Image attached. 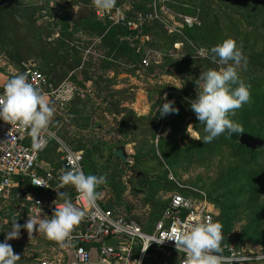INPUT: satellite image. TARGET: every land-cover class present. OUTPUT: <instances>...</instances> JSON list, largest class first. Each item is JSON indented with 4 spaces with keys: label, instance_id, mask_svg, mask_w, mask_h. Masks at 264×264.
I'll return each mask as SVG.
<instances>
[{
    "label": "rangeland",
    "instance_id": "rangeland-1",
    "mask_svg": "<svg viewBox=\"0 0 264 264\" xmlns=\"http://www.w3.org/2000/svg\"><path fill=\"white\" fill-rule=\"evenodd\" d=\"M48 1L55 15L69 18L80 5V0ZM92 1L94 12L101 11ZM15 7L19 19L7 13L0 24V78L5 82L23 69L12 60L8 43L25 58V65L49 75L39 89L54 110L50 124L55 123L56 129L49 128L72 150L79 142L97 149L85 162L84 172L106 177L107 183L97 191L100 203L120 198L147 229L160 206L179 192L195 208L211 214L212 222H225L233 243L248 252L264 253V149L252 156L223 135L204 144L195 138H203L204 125L190 108L196 96L194 81L201 71L220 67L201 53L234 39L247 57L246 69L238 71L240 79L250 85L251 101L229 118L243 131L264 138V99L259 95L264 93V0H123L119 5L115 0L111 9L121 7L129 13L135 30L147 27L138 47L141 66L148 71L136 69L123 55H110L94 30L73 29L63 34L61 23L48 9L32 25L18 4ZM74 61L92 78L84 86L72 79L68 63ZM74 97L81 98L82 110L70 116ZM164 101H174L178 113L161 116L158 108ZM59 141L50 143L62 159ZM117 146L126 147L127 159L115 155ZM63 191L71 198L69 187L59 192ZM27 194L39 195L33 188L10 190L0 201V242L14 219L20 225L29 218L48 219L30 214ZM43 195L63 201L55 193ZM7 242L20 257L16 264L71 261L61 253L64 248L59 243L37 232L35 226L30 235L22 227L19 237ZM164 253L171 256L173 252ZM149 259L146 264L159 261L154 253Z\"/></svg>",
    "mask_w": 264,
    "mask_h": 264
},
{
    "label": "clouds",
    "instance_id": "clouds-1",
    "mask_svg": "<svg viewBox=\"0 0 264 264\" xmlns=\"http://www.w3.org/2000/svg\"><path fill=\"white\" fill-rule=\"evenodd\" d=\"M93 3L107 11L114 6L115 0H93ZM201 55L210 57L220 66L218 69L201 71L194 81L196 96L190 101L192 112L204 125L203 138H195L206 144L222 134L231 137L243 132L241 125L229 117L250 103L251 91L250 85L240 79L238 71L241 68L246 69L247 57L234 39H225ZM175 86L181 88L183 84ZM3 87V93L0 94V120L12 126L19 125L22 129H30L33 135L48 132L49 136H52L49 125L54 110L43 98L40 90L28 82L26 74L13 75ZM158 110L161 116L178 113L174 101H164ZM34 147L39 148V145ZM32 183L48 187L42 180L34 179ZM106 183L104 175L85 174L82 168L76 165L74 170L66 171L60 176L59 188L71 185L89 206L94 207L99 195L96 190ZM57 196L63 198V202L57 206L56 200L54 201L56 207L50 219L36 221L29 218L23 225L17 223V219L12 221L5 240L0 242V264H16L20 259L7 241L18 238L22 227L30 235L35 226L37 232L61 246L70 240L73 228L81 221L84 213L72 203L66 192L58 191ZM165 238L174 241L176 249L188 256L189 264H224L221 255V241L224 237L222 224L218 222H192L163 238H150V243L155 241L162 244Z\"/></svg>",
    "mask_w": 264,
    "mask_h": 264
},
{
    "label": "built area",
    "instance_id": "built-area-1",
    "mask_svg": "<svg viewBox=\"0 0 264 264\" xmlns=\"http://www.w3.org/2000/svg\"><path fill=\"white\" fill-rule=\"evenodd\" d=\"M101 12L105 18L135 30L134 22L127 18L128 15L121 7L107 11L97 10V16L101 15ZM24 74L28 82L37 89H41L47 83L46 77L38 69L28 67ZM3 90L4 88H0V94ZM49 131L52 136H49L48 132L33 135L30 129H22L19 125L12 126L0 120V198H7L15 182L24 178L29 180L34 189L49 194H57L60 191V177H55L51 171L45 174L39 173V167H42L38 163L40 153L50 141H59L50 128ZM37 144L39 148L34 147ZM60 145L63 152L62 160L67 171L74 170L76 165L84 171L82 151L72 150L63 142H60ZM34 179L42 180L48 187L33 184ZM25 199L29 201V212L35 218L46 211L50 219L56 207L54 201L56 200L57 206L63 202L57 197L46 198L43 194L38 196L27 194ZM71 201L84 213L81 221L73 228L70 240L65 243L74 252L72 264H144L150 250L177 252L181 255L180 264H189L188 256L176 249L174 241L165 238L162 244H158L155 241L150 243V238H163L170 233L178 232L192 222L213 220L205 209L195 208L192 200L179 192L172 194L162 218L155 223L150 232L145 231L135 220L103 208L98 197L95 206H89L75 188ZM113 237L118 240L117 249L104 244L106 239ZM148 244L149 247L144 250ZM221 247L224 264H246L254 261L264 264V253L248 252L244 248H235L226 243H221ZM92 249L97 252L96 258L92 256ZM42 264L51 263L44 261Z\"/></svg>",
    "mask_w": 264,
    "mask_h": 264
},
{
    "label": "trees",
    "instance_id": "trees-1",
    "mask_svg": "<svg viewBox=\"0 0 264 264\" xmlns=\"http://www.w3.org/2000/svg\"><path fill=\"white\" fill-rule=\"evenodd\" d=\"M76 1H78V0H72V2H76ZM90 1L91 0H80L79 1L80 5H79V8H78L76 14L74 15L73 18H69V17L65 16L64 14H62L60 16L57 14L55 15V13L52 12L51 7L49 6L48 0H43V3H41V0H0V24L2 23L4 15L7 13L10 14L11 16H16L19 19L18 11L16 10L17 8L15 7L17 4L20 7V10H22L23 13L28 16L27 18L32 25H36V21L38 18L41 17V15H42L41 13L43 12V10L48 9L49 11H51L54 14V15L52 14L53 15L52 17H54V20H55V18H57V21L59 23H61V32L63 34L70 33V32H72L73 29L87 28L90 30H94L98 34L101 42L106 47H108V52L110 55H113L116 57L118 55H123L126 58L131 59L132 64H134L136 66V69L142 68L143 70L148 71L149 69L147 67L145 68L144 66H141V62H142L141 53L142 52H141L140 48L138 47L139 42H140V36L146 31L147 27L145 26L142 29L131 30L128 28V26L120 24V23H115L112 20H110L109 18H100L99 16H97L96 12H94V9L91 6L92 3H90ZM116 1H117V4L119 5L122 3L123 0H116ZM15 3H16V5H15ZM127 14L130 15L129 13H127ZM22 17H24L23 14H22ZM0 37H1V30H0ZM7 48H8L9 54L12 57V60L14 61V63L16 65L23 66L22 67L23 68L22 73L24 74L25 70L29 67L28 65H25V63H23L25 58L22 55H20V53L18 52V49L15 46H13V44L8 43ZM68 64L70 65L69 68L73 71V76H72L73 80H75V79L79 80V82L83 86L86 85L87 82L92 80V78H90L88 76V74L85 70H80V62L79 61H74V62H71ZM30 67L35 68V69L37 68L36 66H30ZM37 69L44 74V76L46 77V80H47L49 75L44 73L40 68H37ZM11 77H9L8 79H10ZM7 80L5 82H3L2 84H0V88H4L3 86L7 82ZM48 81H49V79L47 80V82ZM259 95H261L262 99H264V93H260ZM81 105H82L81 98H78V97L75 98L74 97V103H72V105L69 106L68 114L70 116H72L73 114H77V113L81 112V110H82ZM117 114L119 115V112H117ZM49 126L53 129H56L55 123L50 124ZM243 132H245V131H243ZM243 132H241V133H243ZM246 133L261 137L259 135H256V134H253L250 132H246ZM240 134L239 135L233 134V136H231V137H228L224 134H222V135L227 137L230 140L237 141L239 144V147H244L247 150H249V152L251 153L252 156H256V155L261 153V150L264 149V146H262L261 148L256 149V150H251L250 148H247L246 146L242 145L239 142ZM261 138H263V137H261ZM52 145L49 142L47 147L45 148V150H43L39 155V160H38L39 165H40V163H45L47 165V166L40 165L42 167H39V173L45 174L48 171H51L55 177H60L64 172L67 171V168L65 166L64 161L61 158H59L58 152H56L57 150H56L55 144L53 146ZM117 147H119V146H117ZM116 148H115V155H117L116 154ZM74 150L75 151H82V153H83V165H84L85 162H88L90 156L97 149L95 147L85 148V147H83V143L79 142L77 144H74ZM28 182H29V180L27 178L18 179L15 182V184H17V185L14 189H12L11 193L14 191H26L27 189H30V188L32 189L30 182L29 183ZM67 187H69V192H70V196H71L70 199L72 200V197L74 195V187H72L71 185H67L64 188H67ZM99 188H101V186H99L96 191H98ZM60 190H62V188ZM34 191L36 192L35 189H34ZM37 193L45 194L47 192L39 190V192L37 191ZM52 194H54V193H52ZM115 201L116 202H114V203H116V205L114 203H109L108 200L106 202H101V205L105 209L112 210L117 215L124 216L127 219H133L140 224V222L137 221L136 218H134V216H133L134 214H132V208L129 207L128 205H126L125 201L121 200L120 198H116ZM168 204H169V201L160 206L159 210L157 211L156 220L153 222V224L151 225L150 228L146 229L145 227L142 226V228L145 231L150 232L153 230L155 223L159 219L162 218L163 212L167 208ZM127 208L130 209L129 212H128ZM225 228H227V226L224 222V224L222 225V229H224V231H222L224 238L221 241V243H226L228 245H232L235 248H241L232 242V238H231V236L228 235V230ZM159 252H161V251L150 250L144 264L147 263V260L151 257V255L153 253H154V255L156 254L158 256L159 261H156L154 259L151 262V264H180L181 255L179 253H177V252L172 253L171 252L172 253L171 256H167L164 253V251L161 253H159ZM149 260H151V259H149ZM246 264H261V263H260V261L259 262L254 261V262H249Z\"/></svg>",
    "mask_w": 264,
    "mask_h": 264
},
{
    "label": "water",
    "instance_id": "water-1",
    "mask_svg": "<svg viewBox=\"0 0 264 264\" xmlns=\"http://www.w3.org/2000/svg\"><path fill=\"white\" fill-rule=\"evenodd\" d=\"M239 142L246 146L247 148H250L251 150H256L264 146V139L258 136L251 135L249 133L243 132L239 136ZM116 154L120 155L122 159H127L129 157V154L126 150L125 146H119L116 148ZM128 212L130 211L129 208H127ZM117 238H108L105 240L104 244L107 247H112L114 249H117Z\"/></svg>",
    "mask_w": 264,
    "mask_h": 264
},
{
    "label": "crops",
    "instance_id": "crops-1",
    "mask_svg": "<svg viewBox=\"0 0 264 264\" xmlns=\"http://www.w3.org/2000/svg\"><path fill=\"white\" fill-rule=\"evenodd\" d=\"M4 81L0 78V84H2ZM36 190V192L38 191L39 192V190L38 189H35ZM11 191H12V188H11ZM10 194V193H9ZM38 194H42V193H38ZM9 196V195H8ZM4 199H6V198H0V201L2 200H4ZM29 205V204H28ZM4 213H6V212H4ZM42 216H46L48 219H49V213L48 212H46V211H43L42 212V214L39 216V217H42ZM38 217V218H39ZM35 218V217H34ZM37 219V218H36ZM64 248V250H62L61 251V253L62 254H68L69 256H70V259H71V261H70V264L71 263H73V261H74V252H73V250H72V248H70V247H68L67 245H65L64 244V246H62V249ZM92 256H93V258H96V256H97V252H96V250L95 249H92ZM44 261H47V262H49V263H51L50 261H48V260H44ZM43 261V262H44ZM52 264V263H51Z\"/></svg>",
    "mask_w": 264,
    "mask_h": 264
}]
</instances>
